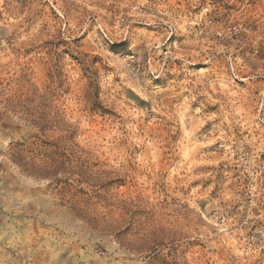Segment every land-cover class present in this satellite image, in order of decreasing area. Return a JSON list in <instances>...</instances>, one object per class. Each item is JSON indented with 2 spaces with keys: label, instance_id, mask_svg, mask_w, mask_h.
Wrapping results in <instances>:
<instances>
[{
  "label": "clouds",
  "instance_id": "1",
  "mask_svg": "<svg viewBox=\"0 0 264 264\" xmlns=\"http://www.w3.org/2000/svg\"><path fill=\"white\" fill-rule=\"evenodd\" d=\"M0 264H264V0H0Z\"/></svg>",
  "mask_w": 264,
  "mask_h": 264
}]
</instances>
